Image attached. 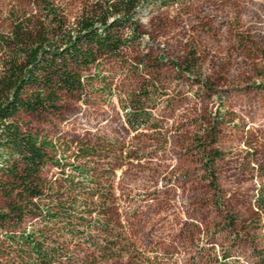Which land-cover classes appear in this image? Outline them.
Instances as JSON below:
<instances>
[{
  "label": "rangeland",
  "instance_id": "obj_1",
  "mask_svg": "<svg viewBox=\"0 0 264 264\" xmlns=\"http://www.w3.org/2000/svg\"><path fill=\"white\" fill-rule=\"evenodd\" d=\"M111 5L119 13L109 8L108 22L126 19L140 44L136 60L107 77L112 96L93 78L84 93L59 98L56 110L15 118L19 127L123 149L113 191L142 257L264 264V0H50L67 29ZM43 13L36 0H0V34L14 19ZM158 56L152 114L160 128L131 132L121 107L143 80L133 68L137 58Z\"/></svg>",
  "mask_w": 264,
  "mask_h": 264
},
{
  "label": "trees",
  "instance_id": "obj_2",
  "mask_svg": "<svg viewBox=\"0 0 264 264\" xmlns=\"http://www.w3.org/2000/svg\"><path fill=\"white\" fill-rule=\"evenodd\" d=\"M36 2L43 7L41 20L14 19L8 34H0V264H109L123 258L156 264L134 245L113 191L123 149L108 139L67 141L21 129L15 120L56 110L59 98L84 93L93 78L112 96L107 77L136 60L137 30L124 27L126 19L108 22L109 8L119 13L115 5L67 29L50 0ZM128 6L123 5L125 16ZM144 59L137 58L133 68L143 80L121 107L131 132L160 128L152 110L163 58ZM210 184L215 189L213 179Z\"/></svg>",
  "mask_w": 264,
  "mask_h": 264
}]
</instances>
